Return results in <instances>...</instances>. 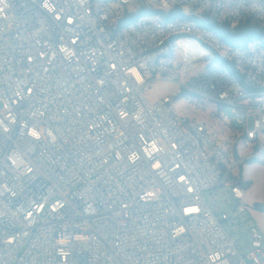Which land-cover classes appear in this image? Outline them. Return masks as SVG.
Wrapping results in <instances>:
<instances>
[{"label": "built area", "instance_id": "built-area-1", "mask_svg": "<svg viewBox=\"0 0 264 264\" xmlns=\"http://www.w3.org/2000/svg\"><path fill=\"white\" fill-rule=\"evenodd\" d=\"M213 18L264 27V0H0V264H264L227 225L264 161V34Z\"/></svg>", "mask_w": 264, "mask_h": 264}, {"label": "rangeland", "instance_id": "rangeland-1", "mask_svg": "<svg viewBox=\"0 0 264 264\" xmlns=\"http://www.w3.org/2000/svg\"><path fill=\"white\" fill-rule=\"evenodd\" d=\"M191 72V71H189ZM179 90V87L171 82L166 81H154L151 84V87L148 88V95L151 99H157L162 95L169 92H176ZM176 109L179 113L187 115L189 117H194L197 120L207 119L205 114L200 113L198 110L194 109L191 105H184L183 102L178 101L176 103ZM2 111V104L0 101V112ZM225 112L232 116V113L229 109H225ZM242 152L245 150L242 149ZM244 173L251 177L252 184L249 189L246 190L245 193V202H246V210L239 217H237L230 207H227V213L229 216L234 217L232 219L233 225L227 223L229 226V230H231V235L233 239L236 241L239 249L244 250V240L249 239L248 229L250 224L256 223L261 231L264 233V210H258L253 207V204L256 202L264 201V161L257 160L254 163L243 164ZM240 175V168L238 169ZM208 202L211 205H214V199L218 200L223 198V195L220 196H212L209 195V192L205 194ZM217 210H220L221 204H215ZM221 207V208H220ZM221 216H223L221 209Z\"/></svg>", "mask_w": 264, "mask_h": 264}, {"label": "trees", "instance_id": "trees-1", "mask_svg": "<svg viewBox=\"0 0 264 264\" xmlns=\"http://www.w3.org/2000/svg\"><path fill=\"white\" fill-rule=\"evenodd\" d=\"M145 12L142 10L139 13ZM125 22V21H124ZM199 24L211 31H213L221 40L235 47H246L247 44L254 38L264 34V27L258 23L251 22L250 20H245L232 25L227 19H204L199 21ZM220 63L227 65L232 69L231 64L228 61L223 60L219 56L215 58ZM236 75V74H235ZM257 162V159L250 157L244 160V164ZM243 167H240V179L239 182L244 190H247L251 184L252 180H244L241 176ZM253 207L258 210H264V201L256 202Z\"/></svg>", "mask_w": 264, "mask_h": 264}, {"label": "crops", "instance_id": "crops-1", "mask_svg": "<svg viewBox=\"0 0 264 264\" xmlns=\"http://www.w3.org/2000/svg\"><path fill=\"white\" fill-rule=\"evenodd\" d=\"M243 150H245L244 148H242ZM241 176L244 180H249L251 179V177L247 176L245 173H244V168L242 169V172H241ZM252 180V179H251ZM250 188V187H249ZM248 188V189H249Z\"/></svg>", "mask_w": 264, "mask_h": 264}]
</instances>
